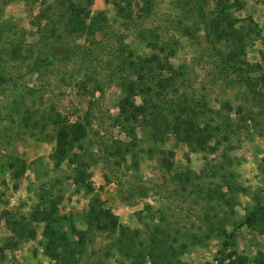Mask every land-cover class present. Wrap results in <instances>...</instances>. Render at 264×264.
I'll use <instances>...</instances> for the list:
<instances>
[{"label": "rangeland", "instance_id": "obj_1", "mask_svg": "<svg viewBox=\"0 0 264 264\" xmlns=\"http://www.w3.org/2000/svg\"><path fill=\"white\" fill-rule=\"evenodd\" d=\"M41 1L0 0V264H55L44 254L43 218L50 212L61 216L60 229L69 239L77 241L73 229L87 230L86 219L92 218L89 202L93 195L98 196L104 207L109 208L119 223L128 229L141 227L137 218L139 220V213L140 216L146 215V205L154 209L170 207L169 211L178 206L188 210L192 205L181 203L182 199L175 196L178 188L172 174L189 170L199 175L205 163L213 161L223 151L222 147L215 153L195 151L174 136H169L163 144L151 143L137 128L138 150L142 151L138 165L133 166L130 155L126 156L125 162L117 157L109 159V153L104 152V145L99 141H129L112 120L120 114L123 93L116 80L108 82L103 64L96 71L99 82L90 81L84 85V68L79 57H74L66 65L59 62V55L54 50L56 45L64 43L73 48L76 44L88 42L85 36H63L58 43L52 37L45 40L47 32L42 30H45L47 20L40 18L44 9ZM55 1L46 0V4L52 5ZM74 1L89 2L92 18L104 13L107 23L102 32L94 35V40L108 47L105 61L111 60L119 46L134 56L150 55L147 42H142L135 31L122 24L115 8L107 0ZM215 2L200 0L199 6H205L210 12ZM229 2L234 3L232 13L238 19L254 21L260 36L252 43L234 48L224 43L218 47L225 54L233 51L239 65L248 71V77L262 78L263 83L259 87L264 92V0ZM184 8V0H137L132 6L137 22L143 29L156 33L159 47L164 48L165 54L169 53L170 63L182 72L179 83L182 94L188 95L194 105L205 110L207 115L217 112V115L233 122V128L239 129V134L231 139L232 150L228 154L233 162L229 170L246 189V193L235 197L232 219L240 224L245 211L253 205L252 196L258 194L264 206V110L255 105L238 82L237 74L229 73V70L221 72L223 65L205 43L200 26H192L193 32L179 31V21L188 23L184 18ZM167 24L170 26L166 27ZM37 55L42 59L48 56V60L43 59L33 67L32 58ZM244 62L248 66L243 65ZM225 75H229V79H225ZM98 83L103 84L102 92L96 89L97 85L100 86ZM92 91L93 96L90 94ZM141 99V95H137L133 100L139 106ZM90 101L95 103L92 105L95 117L89 121L84 145H90V153L94 154L87 168L92 193L87 191L69 163L60 167L53 164L51 154L55 147V129L51 125L39 135L37 132L32 134L18 123V116L24 111L35 117L50 108L71 123L83 117ZM150 149L152 152H148ZM168 153H171L173 173L160 166V160ZM9 156H17L27 163V170L20 179L13 178L8 168ZM130 186L148 187L149 195L145 198L131 196L127 192ZM21 218L34 220V240L21 239L10 230L7 223ZM227 227V232L231 233L233 229ZM116 235L99 231L87 233L79 264H129L115 248ZM222 240L221 237H213L203 245L192 246L182 260L189 264H231L243 256L247 257V264H253L256 253L264 252V233L259 232V228L239 227L224 250L221 248Z\"/></svg>", "mask_w": 264, "mask_h": 264}, {"label": "trees", "instance_id": "obj_2", "mask_svg": "<svg viewBox=\"0 0 264 264\" xmlns=\"http://www.w3.org/2000/svg\"><path fill=\"white\" fill-rule=\"evenodd\" d=\"M136 1L107 0L115 8V14L122 24L135 31L142 42H147L151 53L143 57L134 56L132 52H127L119 46L109 62L104 59V56L108 55V47L94 40V35L102 32L107 23L103 12L92 18L89 2L84 4L74 0H56L50 5L46 4V0L41 1L44 9L40 18L47 20L45 30H42L47 32L45 40L52 37L58 43L63 36H85L88 42L85 45L76 44L73 48L64 43L56 45L54 50L59 55V62L66 65V62H71L74 57H79L84 68V85L85 82H99L96 79V71L103 64L104 70H107L108 82L116 80L123 93L119 104L120 114L112 120L114 126H119L129 141L114 139L109 143H98H103L104 152L109 153V159L117 157L125 162L126 156L130 155L133 166L138 165L142 152L138 150L137 128L151 143L163 144L169 136H174L195 151L215 153L219 147H222L223 151L219 152L213 161H207L199 175L189 170L174 172L171 153L163 157L160 160L161 168L170 173L174 172L172 178L178 188V194L175 196L182 199L181 203L188 202L192 206L188 210L178 206L174 211H169L170 207L154 209L146 205V215L138 214L137 221L141 226L139 228L128 229L122 226L118 217L109 208L104 207L96 195H93L89 202L92 218L86 219L87 230L73 229L77 241L69 239L66 232L60 229L61 216L52 212L46 214L42 230V237L45 239L44 254L55 264H79L85 237L92 231L116 233L115 248L129 264H189L182 260L188 249L203 245L213 237L223 239L221 248L224 250L228 248L230 239L239 227L247 226L255 230L259 228V232L264 233V206L258 194L251 197L253 205L245 211L240 224L234 223L232 219L236 208L235 197L246 193V189L236 181L229 170L233 164L228 154V151L232 150L230 142L233 135L239 134V129L233 128V122L217 115V112L207 115L205 110L194 105L188 95L182 94V85L179 84L182 72L170 63L169 53L165 54L164 48L159 47L156 33L147 28L143 29L142 24L137 22L132 10ZM199 2L200 0H184V18L188 23L179 21V31L193 32L192 26H200L205 43L216 53L223 65L221 72L229 70V73L237 74L238 82L255 105L264 110V92L259 87L263 83L262 78L259 80L248 77V71L239 65L233 51L225 54L218 47L220 43L234 48L236 45L256 41L260 36L258 26L250 18L238 19L232 13L234 3L229 0H216L210 12L205 6H199ZM167 25L166 27L170 26ZM37 26H40V23ZM13 52L23 57L20 53ZM43 59L47 61L48 56ZM43 59L37 55L32 58L31 65L35 67L42 63ZM243 65L248 66L246 62ZM33 67V70L36 69ZM223 77L229 79V75ZM99 85L96 89L102 92L103 84ZM90 94L93 96L94 92ZM137 95L142 98L139 106L133 100ZM94 104V101H90L83 117L71 123L53 108L35 117H32L29 111H24L18 116V123L32 134H42L48 125L55 129V147L51 154L53 164L60 167L63 163H69L79 174L89 193H92V188L88 182L87 168L90 160L94 159V154L90 153V145L86 147L84 144L89 132V121L95 117L92 110ZM211 141L213 143L210 145ZM9 158L8 168L12 171L13 178L20 179L27 170V163L17 156ZM129 188L127 192L138 198H145L150 192L149 188L144 186ZM175 196L174 200H178ZM224 207L227 209L224 210ZM34 218L36 216H33ZM33 221L21 218L7 224L21 239L34 240L36 230L32 227ZM227 226L233 229L231 233L227 232ZM247 262V257L242 256L231 264ZM252 263L264 264V252H257Z\"/></svg>", "mask_w": 264, "mask_h": 264}]
</instances>
